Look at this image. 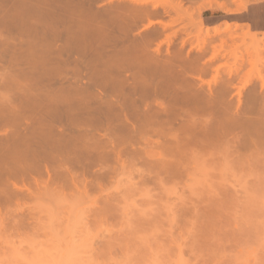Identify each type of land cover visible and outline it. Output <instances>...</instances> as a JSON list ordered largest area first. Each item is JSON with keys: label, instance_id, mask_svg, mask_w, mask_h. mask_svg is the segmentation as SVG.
<instances>
[{"label": "rangeland", "instance_id": "rangeland-1", "mask_svg": "<svg viewBox=\"0 0 264 264\" xmlns=\"http://www.w3.org/2000/svg\"><path fill=\"white\" fill-rule=\"evenodd\" d=\"M17 1L0 0V35L11 38V41L12 37H15L12 44L20 40L19 46L22 44L25 47L30 39L24 35H18L17 28L33 25L31 22L34 21L39 28L41 25H45L46 29L51 26L49 29L51 31L54 26L57 29L74 26L70 20L72 19L70 13L64 10L58 11L65 20L64 23L55 25L52 16H46L45 20L43 19L45 24L37 20L40 15L54 11V6L57 4L59 6L71 2L77 4L80 0H61V3L58 1L57 4L49 0L51 1L47 3L49 6L45 3L48 0H42L46 7L44 3L41 4L42 6L39 4L42 2L40 0H38L39 3L37 0H26L27 2L24 0L28 5L26 8L23 4L18 6ZM21 1L23 0H20V3ZM145 1L149 2V9L155 10L157 7L156 11L160 13L144 19L143 22L138 20L141 22L139 24L137 21L138 26L137 23L133 24L127 19L132 18L128 17V9L126 11L122 9L125 20L138 26L128 30L130 32L128 35L138 34V37L143 35L139 33L145 34L158 28L163 33L147 40V61L154 55L158 60L167 59L172 66V72L170 69L161 72L155 68V70L151 69L147 64V72H143L145 80H148L147 83L157 82L162 76H169L167 98L172 101L173 97L175 99L178 97L179 102L184 103L182 106L188 107L192 106L194 101L207 102L205 98L210 89L216 96L222 95L219 101H216L217 104L236 107L239 103L237 92L240 90L242 105L253 104L258 107L256 111L245 114L250 124L243 129L233 128L234 130L227 126L224 128L225 132L220 134V136L223 135L220 138L214 136L213 139L210 136L212 140H209V143L212 142L213 146L211 145L210 148L203 146L206 147L205 149L198 146L199 151L201 150L197 154L198 158L196 156L191 158V149L185 148L187 151L183 149L185 154H181L179 158L183 155L186 159L190 158L188 163L187 160L184 161L185 164L182 159L175 156L183 162L182 169L179 171L178 168L176 171L175 167L166 170L162 164L157 165V162L174 159L170 152L164 151L163 154L167 155L164 158L162 155L159 161L156 160L157 162L153 159L155 163L147 157L145 163L141 161V158L138 159L139 163L121 168L118 175L113 180L107 181L100 191L91 188L87 194L78 195L66 189L61 196H44L38 200L29 198L25 201L27 209L20 210L22 212L18 210V213L14 210V208L18 209L17 205L11 203L13 218L19 219L21 214L24 218L25 214V222L23 221L24 223L20 226H14L13 223L6 224L7 228L2 225L7 220L6 222L0 220V264H178L179 262L183 264L182 261L186 262L184 264H237L240 261L244 264V260L245 264L248 260L249 264H251L250 261L258 264L255 262V254L258 253V256L264 254V89L261 90L260 80L257 77L260 73L264 75V49L249 44L244 45L240 37L235 39L225 37L223 40L203 33L207 28L216 26L224 28L227 24H231L233 29H239L240 27L236 26L237 23H229L237 20L232 13L243 11L241 8L246 3L248 7L262 0H141L138 3L141 5V2L143 4ZM34 2L37 3L32 4ZM113 3L119 4L121 1L91 0L93 7L91 10H104ZM33 5L37 8H33ZM210 13L225 14L226 21L216 26H209L205 16ZM102 16L103 20L106 19L102 21L104 24L109 21V17ZM27 17L30 19L29 23H27ZM97 17L99 20L96 17L91 18L92 23L89 24L91 27L101 25L102 22L99 21L102 19L98 15ZM3 20L6 21L5 25L1 23ZM150 21H160L168 25L163 29L157 22L149 25ZM47 23L51 25L47 26ZM104 24L101 26H105ZM108 24L109 22L106 26ZM110 24L109 27H118L115 26L116 23L114 25V21ZM133 25L128 24L127 27L131 28ZM7 28H12V32H7ZM247 29L241 25L238 31L245 33ZM49 30L39 33L36 38L38 40H33L38 44L42 42L37 57L49 59L47 61L49 67L54 60L59 59L69 64H65L64 69L57 73H44V70L41 73L38 72L49 78V80L44 78L45 81H43L46 82L44 84L53 89L67 85L66 82H72L75 78L70 76L74 75L77 69L74 67L77 64L80 68L82 67L83 74L80 73V76L84 78L83 82L90 83L91 69L88 68L87 61L91 58L89 56L91 52L89 51L86 56L75 48L69 50L67 47L69 41L65 39L67 34L62 33L56 38L54 32L48 33ZM121 33V36H125L122 35L125 32ZM257 35L264 37V33H257ZM46 43L56 45L53 48L50 46L49 54L42 47L47 45ZM198 45H204L206 49L202 61L213 54L216 57L211 61H205L203 71L194 72L187 68L185 59L186 57L193 59L197 55L194 46ZM157 47H161L162 53H158L160 56L157 54ZM78 61H81V64ZM23 63L25 62L20 63L23 68H28V65ZM1 64L6 65V61H0ZM181 68H184L183 73L195 74L197 77L190 78L191 81L184 80L173 72ZM134 72L135 70L130 67L123 70V74H128L129 78L133 77ZM131 81L134 79H129L130 86L133 84ZM223 81H228L226 91H223L221 87ZM129 88L126 87L127 90L125 89L124 92L129 91ZM3 90V87H0V91ZM137 97L143 102L147 101V96L145 99L142 98V92H139ZM205 113H202L203 115L199 113L196 117H199V120L210 121L212 117ZM227 113L229 114L228 111ZM1 128L0 132L6 126L3 125ZM0 134L3 136V132ZM243 134L254 138L257 146L251 144L252 147L248 145L249 147H243L235 153L230 146L231 141ZM226 141L229 142L226 144ZM221 143L231 148H227L226 151ZM141 145L147 149V143ZM196 148H193L194 151ZM230 150L233 154H230ZM184 165H187L186 169ZM163 169L166 172L163 171V173ZM169 253L174 257H170ZM258 262L264 264L263 261Z\"/></svg>", "mask_w": 264, "mask_h": 264}, {"label": "bare ground", "instance_id": "bare-ground-1", "mask_svg": "<svg viewBox=\"0 0 264 264\" xmlns=\"http://www.w3.org/2000/svg\"><path fill=\"white\" fill-rule=\"evenodd\" d=\"M25 1L23 0L21 3L20 0L17 1L18 6L23 4L26 8L28 5L25 4ZM58 1L61 3V0H52V3ZM119 1L121 3H113V5L106 6L107 8L99 11L91 10L93 8L91 0H80L77 4L72 2L65 5L60 4L61 6L56 3L54 11H49L50 15L44 13L45 15H40L37 21L45 24L44 18L52 16L55 25L60 22L64 23L65 20L58 13L59 10H64L70 13L69 15L72 18L70 20L74 26H63L65 27L63 29H61L62 27L57 29L54 26L51 31L49 30L51 24L49 23H47V26L50 27L46 29L44 28L45 25H41L39 28L37 24H34L36 21L31 22L33 25L20 27L16 30L18 35H24L30 39L29 42L25 41L27 42L25 47L22 44L19 46L20 40L12 44L15 37H12L11 41V38L9 39L3 34L0 35V61H6V65H0L2 66L0 68V87L4 89L0 91V126H6L4 130H1L3 136L0 134V220L2 219L3 222L7 220L5 224H2L3 226L6 227V224L10 223H13L14 226H20L25 222V214L24 218L21 216L23 214L19 215V219L13 218L10 208L11 203L17 205L18 209L14 208V210L18 213V210L22 212L20 210L25 211L27 209L25 208V201L29 198H37L36 200H38L44 196H61L64 195L66 189H70L78 195L87 194L91 188L100 191L107 181L113 180L118 175L121 168L135 165V163H139L141 158L144 163L147 162V157L159 161L162 155V158L167 155L163 154L164 151L170 152L174 159L171 158L172 161L166 159L167 161H160L159 163L156 161L157 165L162 164V167L166 170L175 167L179 171V169H182L183 162L187 160L188 163L190 158L187 156L188 159H186L183 157L184 155L179 158L181 154H185L183 149L185 151L191 149V158L193 156L197 157L198 152H201V150L199 151L201 147L207 146V148H210L212 142L209 143V140L214 139V136H219V138L223 136H220V134H223L225 127L228 126L231 130L233 128L243 129L250 124L247 122L245 114L256 111L255 109L258 107L253 104L242 105L240 90L237 92L239 103L236 107L217 104L216 101H219V97L222 95L216 96L211 89L206 94L207 98L205 99L207 102L194 101L193 105L188 107L182 106L184 103H180L178 97L176 99L173 97L172 101L167 98L169 76H162L157 82L150 80L152 83H147L148 80L146 81L143 75V72H147V64L151 69H158L161 72L167 69L171 71L172 69L171 63L169 64L167 59L158 60L152 55L150 56L151 60L147 61V40L162 31L158 28H150L153 30L145 34L139 33L143 35L138 37V34H133V36L130 34L132 37L128 34L132 28L138 27L144 19L159 15L160 12L156 11L157 7L155 10L149 9V2L146 3L147 1L143 4L141 2V5H139L141 0ZM37 2L39 3L38 0ZM49 2L51 1L48 0L45 3L49 4ZM182 2L181 4H183ZM42 3L44 2L42 1L39 4ZM45 3L43 5L46 7ZM247 5L248 3L241 9L245 10ZM33 8L37 7L33 5ZM122 9L123 11L128 9V17L132 18L127 19L130 22L132 21L131 23L138 24V20L141 21L138 26L128 23L127 19L125 20ZM37 13H39L38 10ZM99 14L109 17L110 19L107 22L110 24L114 21V25L116 23L115 26L118 27H109L113 23L106 26L107 22L103 23L106 19L103 20V16ZM97 15L102 19L99 22L103 21L101 25L104 24L105 26L96 25V27H91L89 25L92 23L91 18L96 17L98 19ZM29 20L28 18L27 23H29ZM156 22L160 26L162 25L163 29L167 28V23ZM156 22L150 21L149 25H154ZM1 23L5 25L6 21L3 20ZM128 24L134 27H127ZM225 26L224 28L218 26L207 28L203 33L220 37L223 40H225V37L230 39L240 37L244 45L249 44L264 49V37H258L257 33L252 32L249 28L245 33H242L238 31L241 29V25L236 24L237 27H240L239 29H233L231 24ZM47 30H49L48 33L54 32L56 38L60 37L62 33L63 35L66 33L67 37L65 39L69 41L67 42L69 50L75 48L76 51L78 50L84 55L89 54V51L91 52V55L89 54L91 58L88 56L89 60L87 59L88 68L91 69V73L89 72L91 74L89 76L90 83L83 82L84 78L82 79L80 76L82 67L80 68L77 64L74 67H77L76 71L72 69L75 72V77H73L74 75L70 76L75 78L72 82L68 80L70 83L66 82L67 85L64 83L65 85L53 89L44 84L46 83L44 78L48 77L38 74V72L41 73L44 70V73H57L64 69L65 64H69L59 59L58 61L54 60L51 67H49V63H47L49 59H39L40 57H37L42 42L40 41L38 44L33 40H38L36 38H38L39 33ZM118 31L125 32V34L121 33L125 36H121L120 32L117 33ZM7 32H12V28H7ZM50 46L53 48L54 44L42 45L48 54L50 53ZM158 48H156L157 54L159 52L161 54V47ZM194 49L197 55L193 59L186 57L185 65L194 72H200L204 70L205 61L213 60L216 55L213 54V56L202 61L206 53L204 45L194 46ZM21 62H25L28 68L24 69L20 64ZM129 67L135 70L132 78H129L128 74H123V70ZM183 70L184 68H181L173 70V72L184 80L191 81L190 78L197 77L195 74L183 73ZM260 74L257 77L260 80L261 90H263L264 75ZM129 79L135 81H131L133 82L132 86L129 84ZM23 80L26 82L24 83ZM227 84L228 81L221 83L223 91L228 89ZM126 87H130V90L124 92ZM219 91H221V88H219ZM139 92H142V98L145 99L147 96L146 102L141 101V98V100L138 99ZM149 99L152 100L149 101ZM139 102L142 103V106ZM204 112L210 114L212 117L210 121L199 120V117H196L197 114L201 113L199 115H203ZM238 137L235 140L233 139L230 144L235 153H238L243 147L247 148L248 145L257 144L254 138L244 134L242 136L238 135ZM227 142L229 141H226V144ZM142 143H147V149L141 145ZM196 146H200V148H196ZM223 146L226 151L227 148H231L226 147L224 144ZM193 148H196L195 151ZM230 151L231 153H228L233 154L232 150ZM175 156H178L183 162ZM164 169L162 172L165 171ZM175 169H173L174 172ZM188 170H186L187 173ZM7 205L9 207H6ZM3 207L6 208L3 209ZM169 254L167 255L172 257L171 253ZM251 257L253 256L251 255ZM254 257L256 258L255 262L258 264L260 263L258 261L264 262V259H262L264 254L258 256L257 253ZM181 263L186 262L182 261ZM240 263L237 262V264ZM250 263L255 264L253 261H250ZM247 264H249V260Z\"/></svg>", "mask_w": 264, "mask_h": 264}, {"label": "crops", "instance_id": "crops-1", "mask_svg": "<svg viewBox=\"0 0 264 264\" xmlns=\"http://www.w3.org/2000/svg\"><path fill=\"white\" fill-rule=\"evenodd\" d=\"M232 14H235L234 19L237 20L229 23L240 24L252 32L264 33V0L252 3L245 10ZM205 19L209 26H216L226 21L225 14L222 13H210Z\"/></svg>", "mask_w": 264, "mask_h": 264}]
</instances>
